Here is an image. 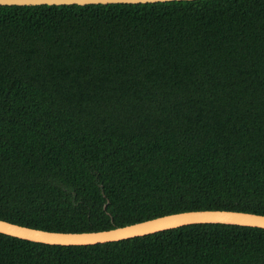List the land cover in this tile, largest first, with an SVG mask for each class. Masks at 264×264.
Returning <instances> with one entry per match:
<instances>
[{
  "label": "trees",
  "instance_id": "16d2710c",
  "mask_svg": "<svg viewBox=\"0 0 264 264\" xmlns=\"http://www.w3.org/2000/svg\"><path fill=\"white\" fill-rule=\"evenodd\" d=\"M197 209L264 214V0L0 5V218L90 231ZM0 264H264V228L0 232Z\"/></svg>",
  "mask_w": 264,
  "mask_h": 264
},
{
  "label": "water",
  "instance_id": "95a60500",
  "mask_svg": "<svg viewBox=\"0 0 264 264\" xmlns=\"http://www.w3.org/2000/svg\"><path fill=\"white\" fill-rule=\"evenodd\" d=\"M172 0H0V5L146 3ZM191 223H227L264 228V214L228 209H197L167 213L122 226L90 231L47 230L0 218V232L49 244H94L149 234Z\"/></svg>",
  "mask_w": 264,
  "mask_h": 264
}]
</instances>
